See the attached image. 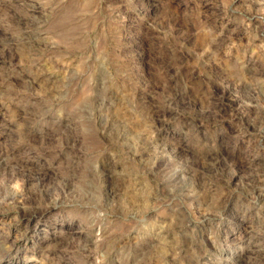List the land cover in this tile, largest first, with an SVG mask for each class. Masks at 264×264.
I'll return each instance as SVG.
<instances>
[{
	"label": "rangeland",
	"instance_id": "rangeland-1",
	"mask_svg": "<svg viewBox=\"0 0 264 264\" xmlns=\"http://www.w3.org/2000/svg\"><path fill=\"white\" fill-rule=\"evenodd\" d=\"M0 264H264V0H0Z\"/></svg>",
	"mask_w": 264,
	"mask_h": 264
},
{
	"label": "bare ground",
	"instance_id": "bare-ground-1",
	"mask_svg": "<svg viewBox=\"0 0 264 264\" xmlns=\"http://www.w3.org/2000/svg\"><path fill=\"white\" fill-rule=\"evenodd\" d=\"M26 44H27V46L31 49V50H33L34 51V53H39V51L41 50V48H42V43H43V41H41V39L38 37L39 35L38 34H36V33H34V32H30V33H26ZM43 39H45V37H43ZM42 39V40H43ZM45 44V43H44ZM44 46H46V44L44 45ZM50 46H48V48H49ZM47 48V47H46ZM31 52V51H30ZM50 65V64H49ZM237 89V88H236ZM235 89V90H236ZM238 89L239 90H241V88L238 86ZM228 90V89H227ZM177 91V90H176ZM174 92H175V90H174ZM241 93V92H240ZM181 94V93H180ZM180 94L179 93H177L176 95H175V98L174 99H171L170 101H173V102H175V103H177L178 102V100H175V99H177V98H180L179 96H180ZM230 94V93H229ZM234 95V94H233ZM236 95V94H235ZM173 96V95H172ZM227 96V95H226ZM230 97V96H229ZM233 97H235V96H233ZM188 98V97H187ZM214 98V97H213ZM181 99V98H180ZM218 100V99H217ZM184 101V100H183ZM182 102V101H181ZM170 104V103H169ZM180 105V104H179ZM170 106V105H169ZM178 106V105H177ZM175 107H176V105H175ZM182 107V106H181ZM211 107V106H210ZM171 108V107H170ZM178 108H179V106H178ZM212 108V107H211ZM221 109V108H220ZM155 110V109H154ZM177 110V109H176ZM172 111H174V109L172 110ZM208 111H209V109H208ZM207 111V112H208ZM154 112V111H153ZM211 112V111H210ZM258 112V111H257ZM157 113H159V112H157ZM157 113H155L154 115H156L157 117H158V115H157ZM262 114V113H261ZM261 118V117H260ZM259 118V119H260ZM158 121V120H157ZM256 123V122H255ZM206 155V154H205ZM202 160V159H201ZM212 164H214V163H212ZM188 166V165H187ZM221 166V165H220ZM223 167V165L221 166V168ZM219 169V168H218ZM222 170V169H221ZM194 170L192 169V167H187L186 169H184V171H183V173H187V172H193ZM225 171V170H224ZM176 173V172H175ZM174 174V173H173ZM172 174V175H173ZM177 174H179V173H177ZM170 175V174H169ZM167 176V175H166ZM179 176V175H178ZM168 177H170V176H168ZM174 177H175V175L171 178V180L173 179L174 180ZM177 177V176H176ZM106 179V178H105ZM107 180V179H106ZM112 180V179H111ZM167 181V180H166ZM170 181V180H169ZM171 182V181H170ZM112 183V182H111ZM116 186V185H115ZM113 187V186H112ZM114 188V187H113ZM41 189V188H40ZM111 189V188H110ZM9 191V190H8ZM23 191V190H22ZM38 191V190H37ZM109 191V190H108ZM21 192V191H20ZM43 191H41V193H42ZM46 192V191H45ZM85 192V191H84ZM112 192V194L114 193V191H111ZM109 193V192H108ZM12 194H14V193H12ZM18 194V193H17ZM22 194V193H21ZM24 194V193H23ZM32 194V193H31ZM45 194V193H44ZM83 194V193H82ZM108 195V194H107ZM44 197V196H43ZM108 197V196H107ZM108 203H109V200L107 201ZM35 204V203H34ZM26 210V209H25ZM25 212V211H24ZM29 213V212H28ZM40 213V212H39ZM34 214V213H33ZM30 216V215H29ZM95 239V238H94ZM92 242V241H91Z\"/></svg>",
	"mask_w": 264,
	"mask_h": 264
}]
</instances>
